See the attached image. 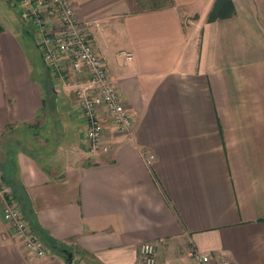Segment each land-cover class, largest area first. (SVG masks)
<instances>
[{
  "label": "crops",
  "instance_id": "crops-1",
  "mask_svg": "<svg viewBox=\"0 0 264 264\" xmlns=\"http://www.w3.org/2000/svg\"><path fill=\"white\" fill-rule=\"evenodd\" d=\"M70 1L78 20L97 22L132 136L106 124L110 151L87 155L74 94L40 54L36 69L31 27L0 0V174L73 253L30 259L0 202V264H137L145 242L156 264H200L195 250L211 264H264V0H232L234 16L214 22L216 0Z\"/></svg>",
  "mask_w": 264,
  "mask_h": 264
},
{
  "label": "built area",
  "instance_id": "built-area-1",
  "mask_svg": "<svg viewBox=\"0 0 264 264\" xmlns=\"http://www.w3.org/2000/svg\"><path fill=\"white\" fill-rule=\"evenodd\" d=\"M10 6L21 12L31 27L37 48L51 76L60 79L72 91L75 106L84 123V142L87 155L92 159L108 153L110 145L104 143L106 124L114 133L132 136L134 118L120 102L114 80L108 73L102 56L97 52L90 33L91 19L78 20L70 0H10ZM132 60L131 53H123ZM101 111H105L103 118ZM154 155L144 156L151 165ZM0 202L4 221L23 243L30 259H39L51 253V249L33 231L24 213L18 207L12 187L0 174ZM137 264H156L157 247L154 243L140 245ZM194 260L211 264L209 253L195 250ZM218 264H233L226 257L217 256Z\"/></svg>",
  "mask_w": 264,
  "mask_h": 264
},
{
  "label": "trees",
  "instance_id": "trees-1",
  "mask_svg": "<svg viewBox=\"0 0 264 264\" xmlns=\"http://www.w3.org/2000/svg\"><path fill=\"white\" fill-rule=\"evenodd\" d=\"M234 14H235V6H234L232 0H216L213 7H212V10L210 11V13L208 15L207 20H208V22H214L216 20L230 18V17L234 16ZM1 170L3 173H5L4 169H1ZM1 175L4 178V180L7 182V180L5 178L6 176L4 177L3 174H1ZM8 184L12 187L14 194H16V198L18 200L23 201L25 199L24 195L21 192H16L14 190L12 184H10V183H8ZM22 211L25 214L26 218L32 224L33 229H34L33 231L40 237V239L46 244V246H48L53 253H58V254L62 255L60 252H58L57 250L54 249L55 246H59L57 241L46 236L45 232L42 231L41 227L39 225H36L33 221H31V219L29 218V214L26 213V210L24 207L22 208ZM60 248H62V247H60Z\"/></svg>",
  "mask_w": 264,
  "mask_h": 264
},
{
  "label": "rangeland",
  "instance_id": "rangeland-1",
  "mask_svg": "<svg viewBox=\"0 0 264 264\" xmlns=\"http://www.w3.org/2000/svg\"><path fill=\"white\" fill-rule=\"evenodd\" d=\"M138 1L140 2L141 7L144 9H150V8H154L157 6H166L167 4H169V0H138ZM8 9H10L9 5H8ZM26 43H27L26 47L28 49L30 57L32 58V60L34 62L36 69L39 70L41 68V63H42L41 62L42 59H40L41 53L37 49V45H36V42L34 40V36L32 35V31H30V33L27 34ZM39 54H40V56H39ZM41 58H42V56H41Z\"/></svg>",
  "mask_w": 264,
  "mask_h": 264
},
{
  "label": "water",
  "instance_id": "water-1",
  "mask_svg": "<svg viewBox=\"0 0 264 264\" xmlns=\"http://www.w3.org/2000/svg\"><path fill=\"white\" fill-rule=\"evenodd\" d=\"M54 249L60 252L69 263H72L73 253L71 251H68L64 248H60L59 246H55Z\"/></svg>",
  "mask_w": 264,
  "mask_h": 264
}]
</instances>
